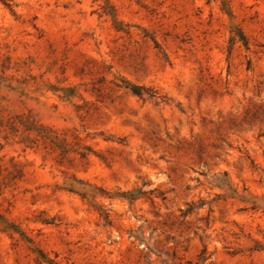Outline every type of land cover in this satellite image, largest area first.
Returning a JSON list of instances; mask_svg holds the SVG:
<instances>
[{"label": "rangeland", "instance_id": "1", "mask_svg": "<svg viewBox=\"0 0 264 264\" xmlns=\"http://www.w3.org/2000/svg\"><path fill=\"white\" fill-rule=\"evenodd\" d=\"M0 264H264V0H0Z\"/></svg>", "mask_w": 264, "mask_h": 264}, {"label": "trees", "instance_id": "2", "mask_svg": "<svg viewBox=\"0 0 264 264\" xmlns=\"http://www.w3.org/2000/svg\"><path fill=\"white\" fill-rule=\"evenodd\" d=\"M127 88H129L133 94L139 96V97H143L144 96V93L146 91V89L142 86H136V85H132V84H129L127 83Z\"/></svg>", "mask_w": 264, "mask_h": 264}]
</instances>
